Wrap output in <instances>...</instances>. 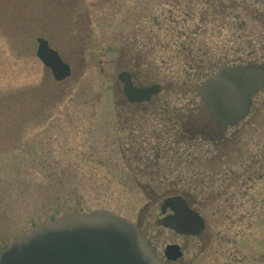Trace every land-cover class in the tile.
<instances>
[{"label":"rangeland","instance_id":"374dc122","mask_svg":"<svg viewBox=\"0 0 264 264\" xmlns=\"http://www.w3.org/2000/svg\"><path fill=\"white\" fill-rule=\"evenodd\" d=\"M38 37L70 78L55 80ZM223 63L264 66V0H0V253L51 218L109 210L140 223L160 256L181 245L176 264H264V89L246 122L218 126L203 82ZM125 69L162 92L127 105ZM226 132L229 179L227 166L196 178L188 146L223 145ZM182 191L202 201L203 238L160 224Z\"/></svg>","mask_w":264,"mask_h":264},{"label":"water","instance_id":"95a60500","mask_svg":"<svg viewBox=\"0 0 264 264\" xmlns=\"http://www.w3.org/2000/svg\"><path fill=\"white\" fill-rule=\"evenodd\" d=\"M37 55L51 69L57 81L71 75V67L38 38ZM120 81L131 102L148 101L161 90L160 85L137 87L127 72ZM264 89V66H223L204 81L203 102L213 119L234 126L244 119L254 95ZM174 214L162 218L161 224L180 234L197 235L204 229L201 216L181 196L169 197L162 206ZM170 260L182 256L179 245H168ZM0 264H165L142 236L138 226L109 210L70 213L34 227L15 239L0 253Z\"/></svg>","mask_w":264,"mask_h":264},{"label":"flooded vegetation","instance_id":"af4514ba","mask_svg":"<svg viewBox=\"0 0 264 264\" xmlns=\"http://www.w3.org/2000/svg\"><path fill=\"white\" fill-rule=\"evenodd\" d=\"M45 38V37H43ZM46 39V38H45ZM48 40V39H46ZM49 44H50V41L48 40ZM51 46V44H50ZM52 47V46H51ZM55 49V48H54ZM58 51V50H57ZM59 52V51H58ZM60 54V52H59ZM61 55V54H60ZM62 57V55H61ZM63 58V57H62ZM64 59V58H63ZM65 61V60H64ZM66 62V61H65ZM68 63V62H67ZM71 66V65H70ZM72 68V67H71ZM125 72H127L130 77H131V80L133 82V84L137 87H149L151 85H155V84H158V83H153V84H150V85H140L137 83L136 81V74L132 71H128V70H123ZM122 72V71H121ZM120 72V73H121ZM119 73V74H120ZM72 75V74H71ZM71 77V76H70ZM69 77V78H70ZM118 79H119V75H118ZM158 85H161V84H158ZM162 85H161V90L158 94H155L152 96V98L148 101H143V102H131L128 97L126 96V93L124 91V85H123V91H124V94L126 96V103L127 105L131 106V107H136V106H141V105H144V104H148L150 102H152L154 100V98L156 96H158L161 92H162ZM211 118V117H210ZM248 118V117H247ZM246 119H244L243 121H241L240 123H238L236 126H225V125H222V124H219L217 123L214 119H212L218 126H222L226 129H229V128H234L236 129V127H238L242 122H246ZM222 136V135H221ZM220 136V139L222 140V143L223 145H213V146H210V148H207L206 150L203 149V146H188L189 149H193L194 151L192 152L193 153V162L192 163H195L197 166H199L200 168L198 169V171H196V178L198 176V172L201 171V169H206L208 170V175L210 174H213V176L215 177H219L221 174H222V170L224 169L225 166L228 167V169H225V174L227 175V179H229L228 177L232 174V162L230 161L231 160V156L233 154V152L237 151V147H236V143L237 141L234 140L235 136L232 135V134H225V136ZM234 137V138H233ZM215 142V140H213ZM235 146H232L234 145ZM189 154V153H187ZM182 158V161L180 163V165H184L185 164V161L183 162V157ZM185 158H188V156H186ZM224 158H229L230 160L228 159H224ZM204 175H207L205 174V172H202L201 173V176H203V178L200 180V178L197 180L199 183H202V182H205L206 179L204 177ZM212 176V175H211ZM210 177V178H207L208 180H212L214 179L215 177ZM182 180L184 181L185 180V176L183 174L180 175V177L178 178V182H182ZM178 195H181L185 198V200L187 201V203L189 204V206L191 208L194 209V211H196L204 220V223H205V226H204V229L201 233H199L197 236V238H203L204 235H205V231L207 229V220L202 212V201H195L194 198H190L189 194L187 192H184L182 191L181 193H178ZM170 212V210H168ZM168 212V213H169ZM138 227L141 231V233L143 234V236L145 237V239L148 241L149 245L152 247V249L157 253L156 249L154 248L153 244L151 243V241L149 240V238L146 236L145 234V231L143 230L142 226L140 223H138ZM181 246V245H180ZM182 252H183V255H184V250L182 248ZM158 254V253H157ZM160 256V255H159ZM166 264H176L179 260L177 261H173V260H169L166 256H160ZM182 259V258H181Z\"/></svg>","mask_w":264,"mask_h":264},{"label":"trees","instance_id":"16d2710c","mask_svg":"<svg viewBox=\"0 0 264 264\" xmlns=\"http://www.w3.org/2000/svg\"><path fill=\"white\" fill-rule=\"evenodd\" d=\"M256 63V62H255ZM240 64H246V63H240ZM248 64V63H247ZM223 65H229L228 63H223ZM222 65V66H223ZM51 220H53V218H51Z\"/></svg>","mask_w":264,"mask_h":264}]
</instances>
